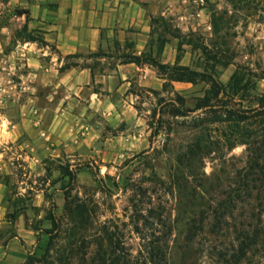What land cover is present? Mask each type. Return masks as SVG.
I'll list each match as a JSON object with an SVG mask.
<instances>
[{
    "label": "rangeland",
    "instance_id": "rangeland-1",
    "mask_svg": "<svg viewBox=\"0 0 264 264\" xmlns=\"http://www.w3.org/2000/svg\"><path fill=\"white\" fill-rule=\"evenodd\" d=\"M29 1L0 0V264H151L147 248L155 240L166 264H264V180L252 181L264 174V154L225 145L229 123L196 127L206 119L200 111L174 118L159 104L191 110L207 89L202 83L168 84L146 98L143 149L87 163L90 171L70 183L56 181L58 163L45 155L52 147L35 126L25 69L9 58ZM154 1V38L166 40L167 56L195 71L214 58L221 83L241 69L264 92V0ZM197 137L211 152L179 164ZM254 232L258 244L237 260V238Z\"/></svg>",
    "mask_w": 264,
    "mask_h": 264
},
{
    "label": "crops",
    "instance_id": "crops-1",
    "mask_svg": "<svg viewBox=\"0 0 264 264\" xmlns=\"http://www.w3.org/2000/svg\"><path fill=\"white\" fill-rule=\"evenodd\" d=\"M27 4L20 13L28 17L24 24L39 41L19 40L9 58L20 59L25 69L24 88L34 95L29 105L38 113L40 135L52 147L45 155L73 169L77 164L117 162L143 149L146 98L158 96L166 82L183 84L167 81L150 62L172 66L177 59L167 56V43L159 54L151 43L155 1ZM133 57H140L139 63L129 60ZM18 240L19 235L11 245Z\"/></svg>",
    "mask_w": 264,
    "mask_h": 264
},
{
    "label": "trees",
    "instance_id": "trees-1",
    "mask_svg": "<svg viewBox=\"0 0 264 264\" xmlns=\"http://www.w3.org/2000/svg\"><path fill=\"white\" fill-rule=\"evenodd\" d=\"M28 21V17L25 16V22ZM19 40L25 41H39V36L28 32L27 25L24 24L21 29V35ZM157 54L162 50L166 40L162 38L161 34L157 36L155 41ZM180 51V46L178 48ZM129 60L139 63L140 57H133ZM146 61V58H144ZM179 57L177 56L174 65H164L158 61L150 60L152 65L157 68L159 74L167 79V81L187 83L196 85L202 83L207 86V89L203 92L201 97L196 98L195 104L191 110H185L183 104L175 105V103L167 102L165 99H160L159 104L166 110L170 116L174 118L187 117L186 113L200 111L205 120L198 122L196 127L205 124L206 128L209 125L216 123H229L230 136L225 137V145L229 148H234L237 145H243L250 154H264V92L258 93L256 90L257 79L256 76L250 78L241 72V69H236L233 74L229 77L228 81L224 84L218 79V73L216 70L217 65H221L220 62L212 58L207 60L201 66H197L201 71H195L190 66H181L178 62ZM168 83L163 84V89ZM157 95V92H153ZM181 99H177L179 101ZM181 102H183L181 100ZM245 104V105H244ZM159 113L160 110H159ZM155 116V112L153 113ZM225 118H222V117ZM153 118V117H152ZM159 124V123H157ZM155 126V132H157ZM205 128V129H206ZM230 137H232L230 139ZM211 152V145L203 142L200 137H197L187 147L184 156L180 157L177 161L179 164H183L184 161L192 166L195 161L198 160V154H209ZM58 164L52 170L58 171L59 176L56 181L68 180V183L74 180L75 174L78 172L86 171L89 172L88 166L74 165L73 169L70 168V164L66 162L62 164L60 159L55 160ZM51 169L46 168V172L49 173ZM258 174V173H257ZM264 180V174L259 172L258 176L252 181ZM243 191H247L246 182H242ZM63 189V188H62ZM237 193L241 190L237 189ZM240 199V195L236 196ZM65 208L68 206V193L64 192ZM55 221V220H54ZM52 222V225H56V221ZM238 248L236 252V259L246 257L247 253L253 250L258 244L257 233L251 236L247 233L239 235ZM149 262L152 264H166L164 255L159 247V240L149 242L148 245Z\"/></svg>",
    "mask_w": 264,
    "mask_h": 264
},
{
    "label": "built area",
    "instance_id": "built-area-1",
    "mask_svg": "<svg viewBox=\"0 0 264 264\" xmlns=\"http://www.w3.org/2000/svg\"><path fill=\"white\" fill-rule=\"evenodd\" d=\"M35 126L40 127V122L38 120L35 122Z\"/></svg>",
    "mask_w": 264,
    "mask_h": 264
}]
</instances>
